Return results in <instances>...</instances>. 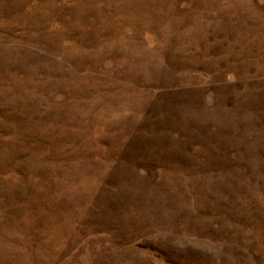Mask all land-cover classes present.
<instances>
[{"label": "rangeland", "instance_id": "obj_1", "mask_svg": "<svg viewBox=\"0 0 264 264\" xmlns=\"http://www.w3.org/2000/svg\"><path fill=\"white\" fill-rule=\"evenodd\" d=\"M0 264H264V0H0Z\"/></svg>", "mask_w": 264, "mask_h": 264}]
</instances>
